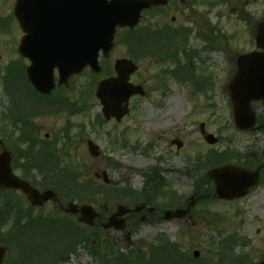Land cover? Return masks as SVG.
I'll use <instances>...</instances> for the list:
<instances>
[{
	"label": "rangeland",
	"instance_id": "374dc122",
	"mask_svg": "<svg viewBox=\"0 0 264 264\" xmlns=\"http://www.w3.org/2000/svg\"><path fill=\"white\" fill-rule=\"evenodd\" d=\"M213 1L215 0H205V14L208 17L205 32H211L216 25H219L224 33L232 37L229 39L226 50L222 49L224 39L218 41L210 38V41L208 39L205 42L199 39L195 35L197 30L195 26L187 43L188 48L201 51V55L192 60L194 69L191 74L188 71V75L194 80L210 76L208 82H215L213 89L209 91L206 86L199 87L203 96H197L198 92L193 94L195 84L192 83V79L185 78L187 75L184 73L185 70L179 77L181 80L169 76L161 87L160 81H157L161 77V69L173 67L174 63H157L156 60L146 58L138 61L139 72L135 73L131 80L142 83L147 95L132 97L130 113L119 122L114 118L109 121L104 120L102 105L95 96L84 100L82 106L84 111L73 110L75 108L73 104L62 108L60 102L54 104L52 108H48L51 107L50 105L41 107L39 110L52 109L55 112L51 115L34 116L30 125L37 131L39 129L38 138L48 143L46 148L49 146V152L57 157L53 161L57 163L56 168L76 171L78 181L91 177L98 183L103 182L102 173L105 172L111 179L112 191H122L123 188L130 187L131 189L128 190L130 193L144 192V196L152 198L151 206L163 210L177 207L193 193L204 191L203 174L206 167L205 164L197 162V153H205L211 148L223 150L232 147L230 161L243 162L248 155L257 156L264 151L263 131H241L235 127L232 108L229 106L230 96L224 88L231 72L229 68L231 57L241 48L249 47L248 35L245 38L235 36L239 30L243 29V26L223 18L220 20L219 13L221 14L223 9L217 4H211ZM14 2L15 0H0V24L5 25L6 22L11 21L7 16L13 12ZM225 11L228 12L227 9ZM153 16L149 14L145 22L149 20L153 23ZM11 23V26L6 23L8 28L6 31L0 28V127L4 133L2 138L6 147L14 151L15 148L27 151L25 144L16 145L18 134L15 128L2 118L4 113L10 112L8 109L10 101L3 80L8 73L7 67L10 66V72H14L15 75L13 68L15 62H19L21 64L19 66L24 68L28 64V59L20 58L17 51L23 31L16 20ZM127 54V46L121 43L116 44L110 56L111 65L114 59L126 57ZM17 58L20 61H16ZM14 78L23 82L25 80L21 71ZM86 82V76L76 77L73 88L61 91L62 99H69L70 102H75V106L78 103L80 107L83 100L78 97V94L81 87L87 84ZM26 94L28 91L25 89L21 95ZM56 98L60 99L59 96ZM31 99L34 102L33 96ZM259 113L264 115V107L260 108ZM201 122L206 123L207 131L220 137L217 144L211 145L204 140L200 130ZM46 134H48L47 137ZM175 138L183 141L184 145L181 148L172 143ZM88 139L99 145L100 156L93 157L89 153ZM32 151L37 150L33 148ZM96 172L101 173L100 178L96 177ZM16 173L20 175L21 169H16ZM48 176L52 177V173ZM151 176H156L161 186L156 189H146V181ZM59 196L64 206L70 202L80 205L92 204L97 210L103 212L105 209L112 210L114 203L135 206L128 198L117 196V194H111L105 199L101 197L103 194L96 195L97 199L103 202L101 205H96L88 199H79L66 192H62ZM21 198V204L13 203L19 205L22 211L29 213L32 217L44 216L47 213L53 214L55 218L65 215L63 210L51 202L46 203L42 210H39V208L33 209L25 197ZM236 209L241 210L238 215H235ZM195 212V224H193L194 219L188 216L172 221L153 217L140 223L137 221L136 225L130 223L128 236L126 231L106 232L96 227V233L101 237L100 251L104 253V250L111 246L115 249L123 248L124 250L121 249V251H128V246L146 253L145 244H150L158 235L163 234L170 241L177 243L180 254L192 256L193 250L197 249L201 255H205V259L212 258L210 262L215 259V245L226 239L231 240L222 244L233 247L234 256L244 261V264H254L264 254V184L257 186L246 197L235 201H212L206 198L196 205ZM207 215L209 222L205 221ZM72 219L78 222L77 217L73 216ZM12 224L13 217L8 216L2 229L3 234L0 235L4 240L11 233ZM218 231L223 233L217 234ZM230 233H234L235 236L228 239L227 236ZM58 240L59 237L53 233L39 232L31 239L26 237L14 239L11 242V250L13 253H18L19 248L21 250L27 248L30 252L29 246H33L43 250V253H51L59 243ZM211 242H213L212 246H210ZM4 243L8 247L6 264H10L14 261V255H10L9 245L7 242ZM146 258L150 259L149 256ZM50 264L99 263L87 248L79 245L65 262L56 261Z\"/></svg>",
	"mask_w": 264,
	"mask_h": 264
},
{
	"label": "water",
	"instance_id": "95a60500",
	"mask_svg": "<svg viewBox=\"0 0 264 264\" xmlns=\"http://www.w3.org/2000/svg\"><path fill=\"white\" fill-rule=\"evenodd\" d=\"M165 2L167 0H16L14 12L25 32L18 50L31 60L27 67L29 80L35 89L48 95L57 85L69 86L70 77L81 73L87 66L91 67L92 72L101 71L100 51L104 56L109 55L114 47L117 27L133 28L139 23L142 10ZM257 43L264 48V23L260 26ZM237 66L228 84L235 125L243 130H257L259 127H254L257 110L253 101L262 100L264 103V52L241 55ZM115 69L116 76L104 78L98 83L96 95L102 103L105 118L109 120L115 117L120 121L130 111V98L135 94L144 95L145 89L141 84L130 82L131 74L138 69L132 59H116ZM205 139L209 143L218 141L212 133L205 134ZM87 146L92 156L100 155V148L95 142L88 140ZM13 156V152L7 148L0 151V189L20 190L34 206L58 199L55 190H40L17 175L12 167ZM208 174L215 182V195L222 199L244 196L250 187L259 182L258 170L235 164L214 167L208 170ZM96 175L101 176L100 173ZM102 175L109 182L107 174L103 172ZM193 205L194 201L187 208L167 209L164 218H181ZM141 209L140 205L135 207L136 211ZM66 211L79 213V220L89 225L94 224L100 216L89 204L79 206L70 202ZM128 211L127 206L117 205L104 227L125 230L124 215ZM6 252V245H0V264L4 262ZM194 255L197 257L199 251L195 250ZM257 264H264V259Z\"/></svg>",
	"mask_w": 264,
	"mask_h": 264
},
{
	"label": "trees",
	"instance_id": "16d2710c",
	"mask_svg": "<svg viewBox=\"0 0 264 264\" xmlns=\"http://www.w3.org/2000/svg\"><path fill=\"white\" fill-rule=\"evenodd\" d=\"M141 26L136 29H120L118 32L117 41L121 44L126 45L129 48L130 56L136 60H140L142 56L146 55L150 58H156L158 56H166L169 59L171 56V50L176 44L173 41L164 42L162 38L163 35L170 32H161L160 29H153L151 26ZM155 34V35H154ZM210 41V40H209ZM166 43L162 47V45ZM159 48V49H158ZM165 50V51H163ZM157 59V58H156ZM19 62L17 63L16 76L19 71L23 69V66ZM109 68L107 61H104L103 74H109ZM13 72L8 70L5 84H8L6 91L9 96L10 105L8 106L9 113H4L2 116L3 121H8L15 128L17 132V142L16 145L22 146L25 144L27 151L18 150L15 148V159L13 161V167L15 169H21L22 176L30 180L32 184L40 188H54L58 191L59 195L62 192H66L69 195L77 196L79 199H88L90 202L101 205L102 201L97 199L98 194H103L102 198H106L111 194H117V196H122L123 198H128L131 202L136 203L138 201H150L152 198L144 196V192L140 193L135 191L130 193L128 189H122V191H112V185L105 184L103 182L98 183L94 178H84L82 181H78V176L76 171L65 170L57 167V163L53 161L57 159L56 156H52L49 152V146L46 148L48 143L45 141H40L37 136V130L30 125V121L34 116L38 115H51L55 110H39L41 107H47L50 105L52 108L55 103L45 101L40 95H38L30 86L27 81L24 70L22 74L25 78L23 81H18V78L14 79L11 76ZM167 74L172 72L168 71ZM87 84L83 85L79 90L78 97L83 100V103L79 107V104L75 106V102H70L69 99H62L60 96V103L62 108H65L68 104L75 107L73 110L84 111L83 105L85 99H91L94 97V90L97 82V76L93 75L89 71L86 73ZM173 74V73H172ZM15 77V76H13ZM14 79V80H13ZM15 85V86H13ZM75 85V81H71V88ZM28 91V94L21 95L22 92ZM34 97V102L31 99ZM3 133V131L1 130ZM4 134V133H3ZM69 140V139H68ZM42 142V143H41ZM41 143V144H40ZM36 148V152L32 151ZM25 151V153H23ZM230 154H220L212 155L206 161L208 165L213 162H225L230 158ZM21 160H23L21 162ZM247 161H245L246 164ZM251 165V163H248ZM52 173V177L48 174ZM40 180H37V179ZM209 183V180H207ZM161 186V182L155 176L148 177L146 181V189H156ZM134 194V195H133ZM22 194L17 191H5L0 190V235H2V229L6 223V218L8 216L13 217V224L11 227V233L8 237L3 239L2 242H7L10 248V255H14V261L10 264H50L53 262H65L68 260L69 255L74 253L76 247L83 245L87 248L89 253L94 256L99 264H244V261L238 260L234 256L233 247H226L222 242L228 243L232 237L229 234L227 237L230 240H222L217 245H215V259L210 262L209 257L205 259V255L199 258H194L189 255L180 254L178 245L175 242L170 241L167 236L161 234L155 238V241L146 245V253L143 251H138L136 248H131L128 251H121L120 248L115 249L114 246L107 247L104 253L100 251L101 237L92 228L72 222L68 218H60L51 213L46 215H37L32 217L29 213L22 211L19 205L14 204L22 203ZM80 201V200H79ZM39 232L53 233L59 237V243L54 247L51 253H43V250L37 249L33 246H29L30 252L27 248L22 250L19 248L18 253H13L11 248V242L14 239L20 237H26L31 239L34 235ZM219 237V236H218ZM94 239L96 243H94ZM213 242L210 243V246ZM13 254V255H12ZM147 256L150 257L146 258ZM210 262V263H208Z\"/></svg>",
	"mask_w": 264,
	"mask_h": 264
},
{
	"label": "flooded vegetation",
	"instance_id": "af4514ba",
	"mask_svg": "<svg viewBox=\"0 0 264 264\" xmlns=\"http://www.w3.org/2000/svg\"><path fill=\"white\" fill-rule=\"evenodd\" d=\"M212 3L223 9L221 14L219 13L220 20L223 18L243 26V29L235 35L240 38H245L248 35L249 47L243 48L245 51L242 52L257 50L256 35L258 26L264 21V0H215ZM226 9L228 12L225 11ZM150 11L154 13V23L159 26L161 32H171L170 35L174 39L186 41V39L189 40L191 32H193L191 28L195 26L197 27L195 35L205 41V24L208 23L206 22L208 17L205 14V0H168L165 4L153 6ZM163 37L168 38L167 35ZM179 47L181 51L184 49L182 44ZM203 49L205 50V46ZM175 62V66H177L179 60L175 59ZM191 66L192 60L189 61L187 67L182 65L177 67L186 70ZM190 69L193 70V66ZM3 80H5V77ZM142 216H145V219H152L158 217V214H156V211L148 213L147 207H144L140 213H129L127 222L130 223L134 217L140 218Z\"/></svg>",
	"mask_w": 264,
	"mask_h": 264
}]
</instances>
